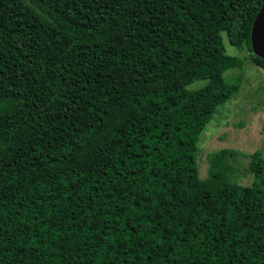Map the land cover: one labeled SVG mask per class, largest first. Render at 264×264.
I'll use <instances>...</instances> for the list:
<instances>
[{"label":"trees","instance_id":"obj_1","mask_svg":"<svg viewBox=\"0 0 264 264\" xmlns=\"http://www.w3.org/2000/svg\"><path fill=\"white\" fill-rule=\"evenodd\" d=\"M263 4L0 0V264H264L262 153L196 164Z\"/></svg>","mask_w":264,"mask_h":264},{"label":"rangeland","instance_id":"obj_2","mask_svg":"<svg viewBox=\"0 0 264 264\" xmlns=\"http://www.w3.org/2000/svg\"><path fill=\"white\" fill-rule=\"evenodd\" d=\"M223 42L227 54L239 57L246 54L230 46L225 35ZM239 73L238 93L216 110L200 135L196 164L199 178L206 179L213 155L226 150L229 153L221 161L224 179L247 186L253 181L249 172L250 154L258 150L264 159V72L245 63L241 72L228 70L224 77L228 81ZM205 84L202 80L195 81L187 89H199Z\"/></svg>","mask_w":264,"mask_h":264},{"label":"water","instance_id":"obj_3","mask_svg":"<svg viewBox=\"0 0 264 264\" xmlns=\"http://www.w3.org/2000/svg\"><path fill=\"white\" fill-rule=\"evenodd\" d=\"M252 53L264 60V4L257 12L250 31Z\"/></svg>","mask_w":264,"mask_h":264}]
</instances>
